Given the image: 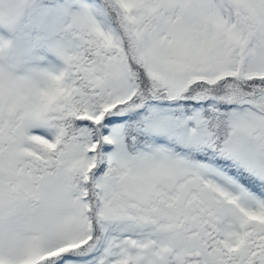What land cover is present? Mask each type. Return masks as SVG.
<instances>
[{"label":"snow or ice","instance_id":"1","mask_svg":"<svg viewBox=\"0 0 264 264\" xmlns=\"http://www.w3.org/2000/svg\"><path fill=\"white\" fill-rule=\"evenodd\" d=\"M52 50L0 113V264H264V0H92Z\"/></svg>","mask_w":264,"mask_h":264},{"label":"rangeland","instance_id":"2","mask_svg":"<svg viewBox=\"0 0 264 264\" xmlns=\"http://www.w3.org/2000/svg\"><path fill=\"white\" fill-rule=\"evenodd\" d=\"M45 2L41 4L40 1H34L31 4L26 14V24L17 27L14 38L0 27V40L13 41V53L20 63L21 74L59 70L62 67V61L52 49L68 38V25L72 16L80 10L81 4L91 3L92 0Z\"/></svg>","mask_w":264,"mask_h":264},{"label":"clouds","instance_id":"3","mask_svg":"<svg viewBox=\"0 0 264 264\" xmlns=\"http://www.w3.org/2000/svg\"><path fill=\"white\" fill-rule=\"evenodd\" d=\"M31 0H0V27L14 33L20 25ZM20 63L13 53L11 39L0 40V113L10 116L24 104H52L58 97V86L45 91L46 71L21 74Z\"/></svg>","mask_w":264,"mask_h":264},{"label":"trees","instance_id":"4","mask_svg":"<svg viewBox=\"0 0 264 264\" xmlns=\"http://www.w3.org/2000/svg\"><path fill=\"white\" fill-rule=\"evenodd\" d=\"M23 23V19H22V21H21V23L20 24H22ZM10 35H11V38H14L15 37V35H16V32H14V33H10ZM67 37H68V35H67ZM32 47V46H31ZM34 48V47H33Z\"/></svg>","mask_w":264,"mask_h":264}]
</instances>
